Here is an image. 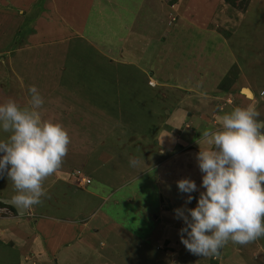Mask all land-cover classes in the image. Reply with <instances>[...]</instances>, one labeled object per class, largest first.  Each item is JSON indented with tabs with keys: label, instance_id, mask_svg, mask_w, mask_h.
Segmentation results:
<instances>
[{
	"label": "rangeland",
	"instance_id": "1",
	"mask_svg": "<svg viewBox=\"0 0 264 264\" xmlns=\"http://www.w3.org/2000/svg\"><path fill=\"white\" fill-rule=\"evenodd\" d=\"M241 6L223 0H0V104L11 98L25 106L34 85L44 98L43 117L60 123L71 138L61 167L44 181L47 197L25 213L34 214V219L46 216L75 224V229L65 228L63 233L53 227L47 231L54 239L52 253L62 249L68 254L61 264H188L197 258V263L208 264L211 257L194 255L186 248L177 263V255L164 259L166 248L151 238L163 228L159 214L185 207L188 194L175 192L178 204L169 205L164 189L156 187V169L147 170L145 162L133 167L128 157L129 169L116 172V159L103 163L99 155L106 150L115 156L117 148L127 146L135 159L148 150L180 152L167 180H194L198 190L191 193L194 198L186 207L196 206L204 191L203 173L193 159L200 147H212L201 138L207 128L188 124L178 133L162 129L167 109L180 105L192 111V105H199L192 94L185 100L183 89L187 83L193 90L199 88L198 79L207 70L210 78L205 74L201 78L217 87L210 83L206 93L221 90L224 77L236 76L235 91L249 87L256 97L239 93L243 97L236 105L256 103L259 119L264 120V0H248ZM75 14L81 20L76 33ZM30 37L40 42L42 50L25 48L32 46ZM15 50L26 61L12 58ZM9 135L0 129V140ZM186 148L195 156L185 154ZM162 152L160 161L168 156ZM77 169L90 179L89 184L78 185L72 176ZM65 176L73 186L66 182L62 191L54 181ZM16 195L11 180L0 178V197ZM161 204L170 210L160 212ZM11 214L16 213L0 205V216ZM174 224L179 230L185 226L182 219L170 225ZM176 240L181 243L180 237ZM227 244L232 263L247 259L264 264V237L246 245ZM16 252L2 256L0 264H13Z\"/></svg>",
	"mask_w": 264,
	"mask_h": 264
},
{
	"label": "clouds",
	"instance_id": "2",
	"mask_svg": "<svg viewBox=\"0 0 264 264\" xmlns=\"http://www.w3.org/2000/svg\"><path fill=\"white\" fill-rule=\"evenodd\" d=\"M29 93L23 107L11 98L0 104V129L10 134L0 140V178L11 180L15 200L25 207L43 203L44 181L61 167L71 142L67 129L43 117L44 98L36 86ZM259 117L256 103H248L219 116V128L201 132L212 147L196 154L204 191L194 208L186 205L197 184L177 181L179 191L188 194L185 207L174 209L185 225L180 240L194 255L213 257L229 241L246 245L264 237V120ZM143 162L130 159L133 167Z\"/></svg>",
	"mask_w": 264,
	"mask_h": 264
},
{
	"label": "crops",
	"instance_id": "3",
	"mask_svg": "<svg viewBox=\"0 0 264 264\" xmlns=\"http://www.w3.org/2000/svg\"><path fill=\"white\" fill-rule=\"evenodd\" d=\"M61 13H62V10H61ZM75 18H77V20H78V21H75L76 22L75 23V33H76L78 28H80V24L79 25H76V24L81 20L79 19L78 14H75ZM82 25H83V22L81 23V27H82ZM41 33L42 32L40 31V34ZM41 37H42V35H41ZM28 40L31 42L32 46H30L29 48L28 47H25V48H27L29 50L30 48L33 49V47L35 46V48L37 50L38 49L42 50V46H41V44H39L40 43L39 41L32 39L31 37ZM38 44H39V46H38ZM14 52L15 53L12 55V58H15L17 60V62L20 63V62L26 61L27 58L25 59V58L19 57L18 56L19 52H17L16 50ZM46 59L47 58H45L44 60H46ZM40 60L41 59L39 57V61ZM204 60H205V58H204ZM231 62H229V64ZM225 66L226 67H224V69H226L228 67V63ZM207 71L203 72L202 75L205 74L206 77L210 78V76L208 75L209 71L208 72ZM226 71L227 70L224 71V74L220 77V79H222L223 76L227 73ZM202 75H201V77H202ZM149 77H151V79L154 80L155 83L157 82V84H159V82L154 78V76L149 75ZM201 77H200V79H198V83H199L198 87L199 88L193 90L191 88L192 84L187 83V85H186L187 89L186 88L183 89V91H185L184 99L188 100L189 99L188 97L191 96V94H192V97H193L192 99L195 98V101H199V105L198 106L192 105V107H193L192 111L191 110L189 111L188 109H183V108L179 107L180 105H178L176 108L167 109V113H166L167 114V116H166L167 122L164 123L165 128H163L162 130H165V131L170 130L171 133L173 131L177 130L176 133H178V131L181 130L183 125L187 126L188 124H192V126H196L197 129L201 126H204V127L206 126L205 128H207V129H212L211 127H215L217 129L220 127V121H219L218 117L222 116L223 114H225L227 112H230L233 108L237 107L236 102L239 103V101L241 100L240 98L243 97V96L239 95V93H242L241 92L242 88H240L239 93H237L235 91L237 80H234V82L232 84H230L227 87V89L222 88L220 90V89H213L212 88L210 90H213L214 92L212 91L211 92L212 94H208V92L206 93L204 90H209L208 85L210 83H213V82L210 81V79H207L206 77H204V79H202ZM157 78H159V77H157ZM200 83H201V85H200ZM214 85L217 87V83L215 84V82H214L213 86ZM152 87H154V86H152ZM243 92L245 94H247V95H244L246 98H248V97L253 98L254 97L253 100H255L256 97H255L253 89H251V88H249V90L245 89V90H243ZM242 95H243V93H242ZM231 96H232V101L230 99ZM192 99H190V100H192ZM220 99H225L226 101H229L231 103L228 102L229 105H227V103L223 104L222 102H220ZM222 104H223V106H221ZM46 117H47V113H46ZM180 126H181V128H180ZM192 129H194V128L192 127ZM212 130H215V129H212ZM171 133H165V134H171ZM157 144H158V142H157ZM130 146H132V143ZM129 148H130L129 146L124 147V148L123 147L117 148V151L119 154L116 155V151H115V156H114V154H109V151L107 152L106 150H104L100 153L99 157L103 163H108L113 158H115L116 159V163H115L116 172H119L122 167H124L125 169H129L128 157H129V159L133 158L131 154H128ZM169 148H170V146H169ZM169 148H167V149L170 150ZM203 149H205V148H202V150ZM206 149H208V148H206ZM162 151L164 153L167 152L168 156L163 161H160V160H158L159 159L158 156H159V152H162ZM162 151L159 149L157 152L154 153L151 150H148V152L145 155L143 154L142 157L139 154L138 158L141 161L145 162L144 167H146L147 170L149 168L152 170L156 169L155 171L158 173V179L157 180H159L156 182V183H158L156 187L160 186L164 189V198L167 201V204H169V205L173 204V205L177 206L178 197L176 198L174 193L180 192V191L178 189L177 182L173 181V179H171V178L167 180V176L169 173L170 174L172 173V170L175 168L176 157L181 155V153L177 152L175 150H172L171 152H169L167 150L164 151L162 149ZM163 152H162V155L164 154ZM184 153L185 154L190 153L191 155L194 154L193 152H190L189 149H187V148H186V150H184ZM127 154H128V156H127ZM122 155L127 156L125 161L121 160ZM191 155L189 156V158H191ZM194 156H195V154H194ZM73 157H75V156H73ZM138 158H136V159H138ZM193 160L197 161L196 156H195V159H193ZM192 163H194V162H192ZM192 163L190 165H192ZM194 165H195V163H194ZM190 167L192 168V166H190ZM187 168H188V164H186V169ZM68 169H70V168H68ZM159 169H162V170H159ZM66 170L67 169H64V171H66ZM160 174L162 176H160ZM160 177H163V178L161 179ZM63 178L64 179H61L60 177H58L54 181V184L60 185V190H62V191H64V189H67V187L65 186L66 182H67V186L69 184H71L73 186L71 178L69 176H65ZM160 179L162 180V182L160 181ZM163 179H164V181H163ZM160 183H163V184L161 185ZM89 193L91 195H96V192H94V191H89ZM184 194H187V193H184ZM0 198H3V197H0ZM161 202H163L162 199H161ZM167 204H161L159 207V211L163 213V212H165V209L170 210L169 206ZM26 209H27V212L31 211V207H26ZM14 212H15V210H14ZM14 212H13V214L16 213V212L15 213ZM165 213L166 214H164V215L159 214V217H161V224L160 225L163 227L161 230V233L152 234L151 238H156L157 244H159V245L162 244V246H164V247H166V245H167L168 249H170L167 252L164 251V253L161 257H163L165 259L166 257L170 258L173 255H177V257L175 258V261L177 263L179 254L181 253V251L183 249H185V246L182 243H178V241L176 240V238L180 237L178 227H176L175 224L172 226L170 225L172 223H176L178 220L177 218H175V213H171V214L168 212H165ZM31 216L33 218L34 214L30 213L28 215H25V214L19 215L16 213L15 215L11 214L10 216H7V217L0 216V259L2 256L9 257L10 254L14 250H16L17 252L11 257L13 264H61V262H63V263L67 262L66 261L68 258L67 252L65 254L63 252V250L60 249L58 252L52 253L51 244L54 241V239H53V237H51L48 234L47 231L49 230V228L53 227L56 231H59V232L63 231L64 232L65 228L75 229V224H73L71 220H69L70 223H68L66 225L61 224L60 222L54 221V220H52L46 216H42V218L40 217L39 219L33 218L31 221V219L30 220L28 219ZM23 218H26V219H23ZM157 218H158V216L156 217V219ZM23 220H25L26 223H24ZM47 224H49V225H47ZM18 225L20 226V228L22 226H24L27 229L24 228L25 230L24 229L18 230L17 229ZM29 226L33 231H30V229L28 228ZM158 237H162L163 240L162 241L157 240ZM60 245L62 246V243ZM227 246H228V244H226L224 247H222L220 249L218 255L211 257V259L208 258L209 259L208 264H231L232 261L228 255V253H227V250H226ZM171 249H173V251ZM196 260H198V258L195 260H189L188 264H200L199 262L197 263ZM59 261H61V262H59ZM242 262L243 263L239 262L238 264H253L252 260H247V259L242 260ZM234 263H232V264H234Z\"/></svg>",
	"mask_w": 264,
	"mask_h": 264
},
{
	"label": "trees",
	"instance_id": "4",
	"mask_svg": "<svg viewBox=\"0 0 264 264\" xmlns=\"http://www.w3.org/2000/svg\"><path fill=\"white\" fill-rule=\"evenodd\" d=\"M223 2H225L226 4H229V5L235 6V7H239L241 5H246L248 3V0H223ZM235 77L236 76H234V77H228V76L224 77L223 80H226V81H223L220 84V87L227 89V86H229L230 84H232L234 82V80L236 79ZM0 205L7 207L8 209H10L11 211L14 212V209L11 206L4 205L1 202H0Z\"/></svg>",
	"mask_w": 264,
	"mask_h": 264
},
{
	"label": "water",
	"instance_id": "5",
	"mask_svg": "<svg viewBox=\"0 0 264 264\" xmlns=\"http://www.w3.org/2000/svg\"><path fill=\"white\" fill-rule=\"evenodd\" d=\"M249 90L248 87H243L241 89V92L244 95H247L243 92V90ZM0 202H2L3 204H7L9 206H11L15 212L19 215H24L25 213H27V209L24 205L20 204L19 202H17L15 199H7V198H0Z\"/></svg>",
	"mask_w": 264,
	"mask_h": 264
},
{
	"label": "built area",
	"instance_id": "6",
	"mask_svg": "<svg viewBox=\"0 0 264 264\" xmlns=\"http://www.w3.org/2000/svg\"><path fill=\"white\" fill-rule=\"evenodd\" d=\"M73 176L79 186H84L90 182V179L84 176L79 170L75 171V173H73Z\"/></svg>",
	"mask_w": 264,
	"mask_h": 264
},
{
	"label": "bare ground",
	"instance_id": "7",
	"mask_svg": "<svg viewBox=\"0 0 264 264\" xmlns=\"http://www.w3.org/2000/svg\"><path fill=\"white\" fill-rule=\"evenodd\" d=\"M249 96V95H248Z\"/></svg>",
	"mask_w": 264,
	"mask_h": 264
}]
</instances>
